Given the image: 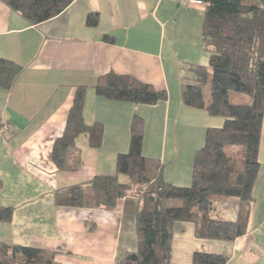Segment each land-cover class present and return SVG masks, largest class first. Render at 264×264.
Masks as SVG:
<instances>
[{
  "label": "crops",
  "instance_id": "1",
  "mask_svg": "<svg viewBox=\"0 0 264 264\" xmlns=\"http://www.w3.org/2000/svg\"><path fill=\"white\" fill-rule=\"evenodd\" d=\"M91 14L98 17L94 27L85 24ZM203 15L204 7L175 0H72L57 17L32 26L0 1V58L23 68L9 90L0 88V122L10 124L6 136L0 135V208L12 210L11 220L0 222V243L53 251V264H114L136 249L135 221L123 213V201L111 212L66 208L55 206L54 193L97 175L114 174L116 155L128 150L134 116L144 121L143 156L165 165L168 182L188 186L187 168L182 175L176 167L170 175L182 156L176 145L162 144V137L170 122L194 134L197 127L181 115L203 114L198 140L188 149L184 146L187 156L192 155L184 161L191 169L206 130L215 128L205 125L213 116L181 103L191 67L208 64L200 39ZM104 36L113 42L104 41ZM109 74L165 90L167 100L155 105L109 100L98 88ZM79 87H86L84 122L100 123L102 130L96 147L87 135L77 138L79 155L72 153L69 163L80 161L76 171H59L51 152ZM148 133L158 138L159 146L151 147L153 141L145 139ZM258 162L250 202L233 197L218 206L228 222L247 213L246 233L231 243L198 239L194 224L177 223L171 264H191L194 253L222 255L226 264H264V118Z\"/></svg>",
  "mask_w": 264,
  "mask_h": 264
},
{
  "label": "trees",
  "instance_id": "2",
  "mask_svg": "<svg viewBox=\"0 0 264 264\" xmlns=\"http://www.w3.org/2000/svg\"><path fill=\"white\" fill-rule=\"evenodd\" d=\"M28 24L35 26L61 14L72 0H0ZM204 15L201 46L208 54L207 66L191 67L184 79L181 103L224 119L220 128H208L204 144L192 159L188 186H176L164 177L165 165L142 154L144 121L134 116L129 146L115 157L112 175L61 188L54 193L55 206L114 211L123 201V213L135 221L137 246L116 258L114 264H171V244L177 223H192L198 239L231 243L247 231L248 214L236 222L224 220L219 204L229 198L248 203L258 174V154L264 118V0H201ZM96 14L88 15L86 26L97 25ZM104 41L113 38L104 36ZM23 68L0 58V88L9 90ZM209 81V100L203 87ZM100 88L112 101L155 105L167 100L165 90H155L129 76L109 74ZM86 87L77 88L62 136L54 141L51 160L59 171H76L69 165L77 153L76 140L89 137L96 147L101 124L87 125L83 118ZM249 99L233 104L229 94ZM10 124L0 122V135ZM11 135V134H9ZM226 148H241V156ZM12 218L10 208H0V222ZM56 253L40 248L0 243V264H53ZM222 255L194 253L191 264H226Z\"/></svg>",
  "mask_w": 264,
  "mask_h": 264
},
{
  "label": "rangeland",
  "instance_id": "3",
  "mask_svg": "<svg viewBox=\"0 0 264 264\" xmlns=\"http://www.w3.org/2000/svg\"><path fill=\"white\" fill-rule=\"evenodd\" d=\"M203 96H204V100L205 102L209 100V81L207 80V82L205 83L204 87H203ZM229 99H230V102L233 103V104H245V103H248L249 102V99L244 96V95H241V94H237V93H230L229 94ZM202 115V118H204L203 114ZM190 118V119H188ZM202 118L199 117V116H194V117H188V115H184L182 114L181 115V120L182 119H187V120H190V122L192 123V126L193 127H197V129H195V132L194 134H186L185 132L182 131V128H175L174 126V123L173 122H170L169 123V126H168V132L165 133V135L163 134V137H162V144H165V143H168V145L170 146V148H172V146L176 145L177 149H180V152H181V156L182 157H179L178 161L174 162L173 163V167L169 170V173L170 175L172 174V170L176 167H180V170L178 171V174L184 173L183 170H185L187 168V173H189L190 175V178H191V169H190V165L189 163H185L184 161H186L187 159L189 158H192V155H188L187 156V152H188V147L190 145V143H194L196 140H198V137L199 136H196L197 133L200 132V126H201V121H202ZM209 121L207 123V120H206V123L205 125L207 124L208 126L207 127H217V126H222L223 125V122H224V119L222 118H217V117H209ZM203 122V121H202ZM156 122H153V123H149V124H155ZM193 127H187V128H193ZM218 127V128H220ZM154 128H156V126H154ZM185 130V129H184ZM178 131H181L180 133H178ZM111 137H113L114 135L111 134L110 135ZM162 135H160L159 137L161 138ZM145 139H150L153 141L151 147L152 148H155L156 145L159 146V141H158V138L156 140V138H152V133H148L147 136L145 135ZM164 140V142H163ZM151 141V142H152ZM184 146L187 148H184ZM225 152L227 154H235V155H238V156H241L242 154V149L241 148H226L225 149ZM155 151L150 149V154H154ZM152 156V155H151ZM105 158L107 159V157L105 156ZM179 164V165H178ZM188 164V165H187ZM178 165V166H177ZM190 183H188L189 185Z\"/></svg>",
  "mask_w": 264,
  "mask_h": 264
},
{
  "label": "built area",
  "instance_id": "4",
  "mask_svg": "<svg viewBox=\"0 0 264 264\" xmlns=\"http://www.w3.org/2000/svg\"><path fill=\"white\" fill-rule=\"evenodd\" d=\"M175 1L185 6L189 5L195 7H204V3L201 0H175Z\"/></svg>",
  "mask_w": 264,
  "mask_h": 264
}]
</instances>
